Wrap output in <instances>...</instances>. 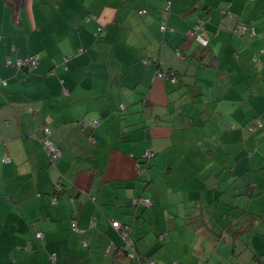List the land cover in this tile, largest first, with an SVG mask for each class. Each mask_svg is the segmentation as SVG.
Instances as JSON below:
<instances>
[{"label": "crops", "instance_id": "1", "mask_svg": "<svg viewBox=\"0 0 264 264\" xmlns=\"http://www.w3.org/2000/svg\"><path fill=\"white\" fill-rule=\"evenodd\" d=\"M262 48L264 0H0V264H264Z\"/></svg>", "mask_w": 264, "mask_h": 264}, {"label": "built area", "instance_id": "2", "mask_svg": "<svg viewBox=\"0 0 264 264\" xmlns=\"http://www.w3.org/2000/svg\"><path fill=\"white\" fill-rule=\"evenodd\" d=\"M168 6L165 7V12H166V9H167ZM139 13L143 14L145 13V10L144 9H141L139 10ZM199 26V24H197L195 26V28H197ZM166 22L165 20H163L160 24V28L162 30H164L166 28ZM234 32H236L237 34H243L245 32H251V33H254L250 24H245V23H238L234 28H233ZM194 37L195 39L198 41V43L202 46H206L208 44V41H207V38L203 35V32H198L196 29L192 30L190 32ZM261 52H264V48L261 49ZM37 59H38V55L37 54H34V55H29L25 58H17L15 61L11 62L10 59H7L6 60V63L7 64H12L18 68L20 67H30V66H35L36 62H37ZM253 61H258L259 62V59L256 57V56H253L252 57ZM156 75L158 77H166L167 76V73L165 72H162L160 70H158L156 72ZM171 75V76H170ZM169 77L172 81L175 80V76L173 74L170 73ZM257 124H259V120L258 119H255L253 124L250 126L251 129H254ZM49 134H50V129L48 126H42L41 127V133H40V136H39V140L41 142V144L43 145V148L45 149V151L47 152L49 158L51 160H55L57 157L60 156V149L59 147L51 140V138L49 137ZM150 155V152H146L145 153V156H148ZM8 159V156L5 154L4 157H3V160H7ZM137 167L138 166V163L136 164ZM53 201H55V199H53ZM143 203L144 204H149L150 203V200L147 199V198H143L142 199ZM137 201L136 200H133V203H136ZM111 224L114 226V227H119V230H120V233L123 237V239L126 240V243L130 244L132 239L130 238L129 236V233H130V226L128 224H123L121 225L117 220H112L111 221ZM72 226L74 227V222L72 223ZM35 236L37 238H42L43 236V233L42 231L40 230H37L34 232ZM52 258H54V255L51 256ZM152 262L148 261L146 264H151Z\"/></svg>", "mask_w": 264, "mask_h": 264}, {"label": "trees", "instance_id": "3", "mask_svg": "<svg viewBox=\"0 0 264 264\" xmlns=\"http://www.w3.org/2000/svg\"><path fill=\"white\" fill-rule=\"evenodd\" d=\"M203 47H205V48H206V47H207V45H206V46H203ZM46 153H47V152H46ZM47 155H48V154H47ZM35 237H36V236H35ZM123 240H124V243H123V245H124V244H127V245H128V243H126V240H125V239H123ZM132 244H133V240L131 241V243H130L129 245H132ZM123 252H124L125 254H127V253H128V252H127V250H126V251L124 250Z\"/></svg>", "mask_w": 264, "mask_h": 264}, {"label": "clouds", "instance_id": "4", "mask_svg": "<svg viewBox=\"0 0 264 264\" xmlns=\"http://www.w3.org/2000/svg\"><path fill=\"white\" fill-rule=\"evenodd\" d=\"M60 149V148H59Z\"/></svg>", "mask_w": 264, "mask_h": 264}, {"label": "rangeland", "instance_id": "5", "mask_svg": "<svg viewBox=\"0 0 264 264\" xmlns=\"http://www.w3.org/2000/svg\"><path fill=\"white\" fill-rule=\"evenodd\" d=\"M152 262V261H151Z\"/></svg>", "mask_w": 264, "mask_h": 264}]
</instances>
